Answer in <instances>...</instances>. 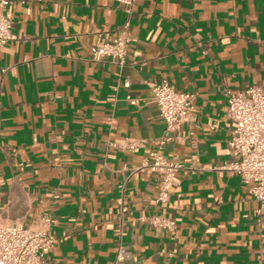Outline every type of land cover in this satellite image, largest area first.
<instances>
[{"label": "crops", "instance_id": "0c3cea01", "mask_svg": "<svg viewBox=\"0 0 264 264\" xmlns=\"http://www.w3.org/2000/svg\"><path fill=\"white\" fill-rule=\"evenodd\" d=\"M9 9L16 37L0 47V224L49 214L47 264H264L259 202L220 168L235 126L226 91L264 81V0H136L130 16L118 0H11ZM128 19L124 63L93 61L91 47ZM164 79L196 99L194 120L160 146L166 123L152 84ZM154 152L203 168L179 171L165 204L155 201ZM153 215L176 229H157ZM120 242L128 257L116 262Z\"/></svg>", "mask_w": 264, "mask_h": 264}, {"label": "built area", "instance_id": "2783aa9c", "mask_svg": "<svg viewBox=\"0 0 264 264\" xmlns=\"http://www.w3.org/2000/svg\"><path fill=\"white\" fill-rule=\"evenodd\" d=\"M11 0H0V47L6 45L16 36L13 33L14 21L9 9ZM130 16L136 0H118ZM129 19L124 28L112 38L96 43L91 47V59L100 62L110 57L123 64L128 47L134 40L129 31ZM153 102L158 106L160 115L166 123V134L160 146L175 139V131L194 120L193 109L196 94L191 91L179 90L170 81L164 79L152 84ZM227 115L234 122V129L229 140L230 157L220 168L236 173L243 183L250 187V192L259 202L257 214L264 215V81L251 85L244 90L226 91ZM132 104L137 105L138 99L128 96ZM212 126H217L213 124ZM135 142H125V148H133ZM154 161L148 166L159 173L157 204H165L170 199V189L179 171L196 172L203 168L195 164H186L177 159H168L153 153ZM127 205L121 203L116 215L122 225ZM150 223L157 229L174 231L176 222L163 215H153ZM52 217L45 214L31 225L22 220L0 224V264H47V254L56 242L52 229ZM122 235V226L120 237ZM128 257L127 251L120 242L116 262Z\"/></svg>", "mask_w": 264, "mask_h": 264}]
</instances>
